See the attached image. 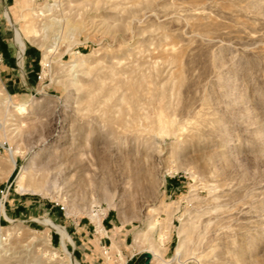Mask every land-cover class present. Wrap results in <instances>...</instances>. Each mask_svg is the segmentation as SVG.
I'll list each match as a JSON object with an SVG mask.
<instances>
[{
    "label": "rangeland",
    "instance_id": "rangeland-1",
    "mask_svg": "<svg viewBox=\"0 0 264 264\" xmlns=\"http://www.w3.org/2000/svg\"><path fill=\"white\" fill-rule=\"evenodd\" d=\"M0 264H264V0H0Z\"/></svg>",
    "mask_w": 264,
    "mask_h": 264
},
{
    "label": "bare ground",
    "instance_id": "bare-ground-1",
    "mask_svg": "<svg viewBox=\"0 0 264 264\" xmlns=\"http://www.w3.org/2000/svg\"><path fill=\"white\" fill-rule=\"evenodd\" d=\"M12 164L15 165V162L12 160Z\"/></svg>",
    "mask_w": 264,
    "mask_h": 264
}]
</instances>
